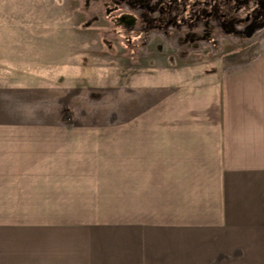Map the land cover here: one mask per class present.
<instances>
[{
	"label": "crops",
	"instance_id": "obj_1",
	"mask_svg": "<svg viewBox=\"0 0 264 264\" xmlns=\"http://www.w3.org/2000/svg\"><path fill=\"white\" fill-rule=\"evenodd\" d=\"M227 59L126 80L124 159H53L113 144L117 108L66 125L51 85L1 71L0 264H264V29Z\"/></svg>",
	"mask_w": 264,
	"mask_h": 264
},
{
	"label": "rangeland",
	"instance_id": "obj_2",
	"mask_svg": "<svg viewBox=\"0 0 264 264\" xmlns=\"http://www.w3.org/2000/svg\"><path fill=\"white\" fill-rule=\"evenodd\" d=\"M121 35L109 29L96 0H0V72L22 82L32 76L51 85L58 94L56 104L75 116L70 111L71 121L60 120L66 125L90 122L97 111L117 108V114L106 120L110 125L118 123L113 144L104 129L99 146L91 141L93 134L80 132L91 135L85 144L73 148L75 154L72 151L68 157L54 149L53 159H124L126 80L155 75L166 67L214 68L221 58L240 59L256 37H228L220 40L218 48L206 44L192 49L180 45L176 36L137 37L127 46ZM67 129L72 137L71 128ZM114 218L122 219L123 213H70L72 224Z\"/></svg>",
	"mask_w": 264,
	"mask_h": 264
},
{
	"label": "flooded vegetation",
	"instance_id": "obj_3",
	"mask_svg": "<svg viewBox=\"0 0 264 264\" xmlns=\"http://www.w3.org/2000/svg\"><path fill=\"white\" fill-rule=\"evenodd\" d=\"M109 29L129 46L139 37H177L182 46L218 48L223 38L264 29V0H96Z\"/></svg>",
	"mask_w": 264,
	"mask_h": 264
},
{
	"label": "trees",
	"instance_id": "obj_4",
	"mask_svg": "<svg viewBox=\"0 0 264 264\" xmlns=\"http://www.w3.org/2000/svg\"><path fill=\"white\" fill-rule=\"evenodd\" d=\"M61 119L64 121H71V112L67 109H64L61 114Z\"/></svg>",
	"mask_w": 264,
	"mask_h": 264
}]
</instances>
